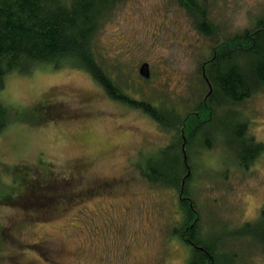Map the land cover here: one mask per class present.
<instances>
[{
  "label": "rangeland",
  "instance_id": "374dc122",
  "mask_svg": "<svg viewBox=\"0 0 264 264\" xmlns=\"http://www.w3.org/2000/svg\"><path fill=\"white\" fill-rule=\"evenodd\" d=\"M205 1L223 38L264 11V0ZM96 43L104 68L136 99L183 112L206 93L199 69L215 38L176 0H120ZM144 62L148 78L139 73ZM3 83L0 100L16 117L0 133V264H187L189 246L173 234L178 190L152 185L136 169L171 132L110 98L80 68L42 63L7 73ZM235 108L263 149L247 167L215 146L193 154L191 164H205L191 191L200 225L216 227L210 240L254 220L264 203V88ZM227 241L235 264H264L252 239Z\"/></svg>",
  "mask_w": 264,
  "mask_h": 264
},
{
  "label": "trees",
  "instance_id": "16d2710c",
  "mask_svg": "<svg viewBox=\"0 0 264 264\" xmlns=\"http://www.w3.org/2000/svg\"><path fill=\"white\" fill-rule=\"evenodd\" d=\"M119 1L0 0V90L7 73H30L42 63L85 70L110 98L142 109L172 133L170 142L151 155L146 152L149 156L136 169L148 183L178 190L182 217L173 234L189 246L187 264H235L237 252L223 244L231 238L252 239L264 251V203L254 220L231 231L218 230L216 239H206L216 227L205 230L200 225L195 191H191L196 169L205 164L190 161L194 153L200 157L215 146L217 151L235 154L231 163L247 167L263 149L249 133V117L235 107L264 88V11L252 26L223 38L205 0H176L198 31L216 42L199 69L206 93L182 105L181 112L128 95L100 62L96 40ZM15 114L0 100V133Z\"/></svg>",
  "mask_w": 264,
  "mask_h": 264
},
{
  "label": "water",
  "instance_id": "95a60500",
  "mask_svg": "<svg viewBox=\"0 0 264 264\" xmlns=\"http://www.w3.org/2000/svg\"><path fill=\"white\" fill-rule=\"evenodd\" d=\"M139 73L145 78H148L150 76V68L147 62L141 64V66L139 67ZM183 152H185L184 149ZM184 158L186 159V154H184Z\"/></svg>",
  "mask_w": 264,
  "mask_h": 264
}]
</instances>
